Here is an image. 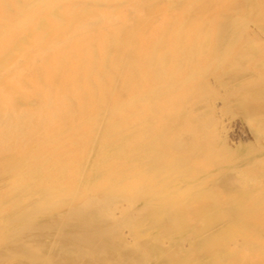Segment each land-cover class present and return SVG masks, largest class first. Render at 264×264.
Instances as JSON below:
<instances>
[{"label":"rangeland","instance_id":"374dc122","mask_svg":"<svg viewBox=\"0 0 264 264\" xmlns=\"http://www.w3.org/2000/svg\"><path fill=\"white\" fill-rule=\"evenodd\" d=\"M7 9L0 33H27ZM134 10L132 29L163 40L152 54L162 62L135 90L142 111L116 120L125 161L110 149L86 193L76 184L92 173L102 127L84 146L70 127L53 130L17 94L39 85L38 69L7 68L23 36L0 48V264H264V0H137ZM61 130L71 149L53 152ZM18 175L30 183L5 187ZM41 189L49 198L26 208Z\"/></svg>","mask_w":264,"mask_h":264},{"label":"bare ground","instance_id":"6f19581e","mask_svg":"<svg viewBox=\"0 0 264 264\" xmlns=\"http://www.w3.org/2000/svg\"><path fill=\"white\" fill-rule=\"evenodd\" d=\"M123 4L135 13L127 18V21H130L132 26L138 24L142 16L136 14L134 10L137 0H0V15L12 12L7 9L9 7L16 8L14 13L22 19L18 21L28 30L27 33L22 34L24 43L16 51V56L13 53L10 60H7L9 64L7 68L25 70L37 68L40 76L39 87L36 80L35 87L33 81L32 86H26L24 92L17 94L25 99L33 98L36 101L33 111L41 116L40 119L49 123L53 130L57 126L62 130H69L70 127L72 134L78 133L79 140L75 138L74 142H78L79 146H84L88 138L90 141L93 128L98 125L102 127L100 136L96 140V156L89 165L92 173H87L86 179L83 176L78 178L76 184L82 193L94 189L92 184L94 179L88 177L91 178L92 174L96 173L95 167L98 164L102 165L110 149L119 153V159L117 158L119 162L125 161V157L120 152L121 132L118 131L120 124L116 120L142 111L134 103L133 98H136L137 93L135 90L144 87L141 81L144 82L147 73L150 78L155 76L157 63L162 62L152 61L155 45L161 38H156L153 33L143 35L138 28L133 30L130 25L124 26L122 22L127 15L121 8ZM14 25L17 26L12 24L9 28L13 29ZM22 26L18 30L22 29ZM152 29L154 30L150 23L149 32ZM14 30H7L4 27L3 32L0 33V48L8 41L14 45L20 43L19 38L22 36L15 35L17 30ZM174 47L173 43L167 40V49H164L163 53L172 56V53H175ZM1 53L3 52L0 49V60H5L6 57L1 56L3 55ZM166 55L164 54L167 60H170ZM172 62L173 65L178 64L177 61ZM148 66L149 69L145 70L144 68ZM124 68L127 70L126 73ZM14 91L12 89L10 93L7 92L11 98ZM230 121L231 119L229 123ZM62 130L52 133L53 139L49 142V150L65 153L67 149H71L62 143V140L69 135L63 137L67 131ZM55 137L61 139L59 144L55 143L57 140L54 139ZM134 146L136 147V144L132 147ZM77 152L74 154L75 158L71 157L70 169L76 170L78 167L81 154L80 151ZM51 162L54 161L51 159ZM61 166L66 167L65 162ZM71 174L66 173L68 178L65 180L75 182L72 181ZM26 176L18 175L16 179L6 182L5 187L8 185L9 188H17L22 184L30 183L26 180ZM28 177H31V174ZM42 185L44 182L39 178L37 187L40 188ZM33 194L37 195L33 196ZM33 194L24 197L26 208L30 203L41 204L43 200L49 198L43 190ZM195 238L201 237L198 235L189 240Z\"/></svg>","mask_w":264,"mask_h":264}]
</instances>
